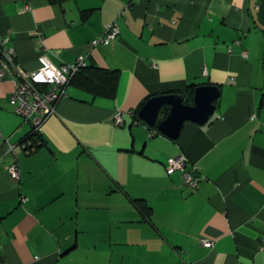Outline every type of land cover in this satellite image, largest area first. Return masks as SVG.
<instances>
[{
    "label": "crops",
    "instance_id": "0c3cea01",
    "mask_svg": "<svg viewBox=\"0 0 264 264\" xmlns=\"http://www.w3.org/2000/svg\"><path fill=\"white\" fill-rule=\"evenodd\" d=\"M0 37L27 72L41 53L117 72L111 99L67 85L29 154L0 78V264H264V0H0ZM190 83L219 90L205 123L171 140L132 115ZM178 154L195 189L164 171Z\"/></svg>",
    "mask_w": 264,
    "mask_h": 264
},
{
    "label": "built area",
    "instance_id": "2783aa9c",
    "mask_svg": "<svg viewBox=\"0 0 264 264\" xmlns=\"http://www.w3.org/2000/svg\"><path fill=\"white\" fill-rule=\"evenodd\" d=\"M117 32L116 24L111 23L104 30L102 37L94 40L93 44H107L116 36ZM5 42L6 39L0 37V78L7 77L12 82L9 98L14 105V113L27 121L32 131L38 132L41 123L54 112L57 102L66 97L65 88L68 80L78 68L84 65L83 60L78 57L71 63L55 66L41 53L38 56V68L27 72L15 64L12 50L5 46ZM240 56L245 57L246 52L241 51ZM112 122L116 126L122 124L119 112L112 115ZM153 133L150 132V135ZM4 155H8L12 161L6 168L9 177L17 178L18 167L13 161L15 156L11 145H6ZM186 164L187 158L183 154H178L166 160L164 171L168 175L178 171L183 185L188 189H195L201 177L187 171ZM193 169L196 167L194 166ZM200 241L204 246L210 244L204 239Z\"/></svg>",
    "mask_w": 264,
    "mask_h": 264
},
{
    "label": "water",
    "instance_id": "95a60500",
    "mask_svg": "<svg viewBox=\"0 0 264 264\" xmlns=\"http://www.w3.org/2000/svg\"><path fill=\"white\" fill-rule=\"evenodd\" d=\"M219 90L214 85L199 84L194 87L191 103L185 104L179 93L152 95L136 111V117L165 137L174 140L184 122L201 125L214 112V100Z\"/></svg>",
    "mask_w": 264,
    "mask_h": 264
},
{
    "label": "trees",
    "instance_id": "16d2710c",
    "mask_svg": "<svg viewBox=\"0 0 264 264\" xmlns=\"http://www.w3.org/2000/svg\"><path fill=\"white\" fill-rule=\"evenodd\" d=\"M61 1L64 0H48L49 3H60ZM116 84V71L95 66L83 65L70 76L67 85L82 90L92 97L111 99L114 97ZM197 85L198 84L190 83L178 91V93L182 96L183 103H191L192 91ZM136 111L137 109L132 112V115L135 114ZM27 141L29 143H27ZM22 142L24 143L23 150L29 154L36 150V148H38L43 141L41 140L38 132L32 131L30 129L29 134L23 138ZM130 202L133 207L143 216H148L150 214L149 206L142 199H131Z\"/></svg>",
    "mask_w": 264,
    "mask_h": 264
}]
</instances>
